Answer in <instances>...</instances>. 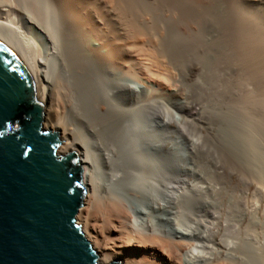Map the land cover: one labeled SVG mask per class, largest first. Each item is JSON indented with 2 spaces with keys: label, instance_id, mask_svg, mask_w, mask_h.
<instances>
[{
  "label": "bare ground",
  "instance_id": "bare-ground-1",
  "mask_svg": "<svg viewBox=\"0 0 264 264\" xmlns=\"http://www.w3.org/2000/svg\"><path fill=\"white\" fill-rule=\"evenodd\" d=\"M231 1L0 0V36L32 65L43 127L61 133L58 153L81 157L89 193L77 221L100 263L264 264V101L227 64L222 32L226 14L261 20L264 0ZM219 119L226 137L211 126ZM176 134L196 164L212 159L220 187L182 178L167 143Z\"/></svg>",
  "mask_w": 264,
  "mask_h": 264
},
{
  "label": "water",
  "instance_id": "water-1",
  "mask_svg": "<svg viewBox=\"0 0 264 264\" xmlns=\"http://www.w3.org/2000/svg\"><path fill=\"white\" fill-rule=\"evenodd\" d=\"M43 117L29 59L0 36V264H115L99 262L77 221L80 169Z\"/></svg>",
  "mask_w": 264,
  "mask_h": 264
},
{
  "label": "rangeland",
  "instance_id": "rangeland-1",
  "mask_svg": "<svg viewBox=\"0 0 264 264\" xmlns=\"http://www.w3.org/2000/svg\"><path fill=\"white\" fill-rule=\"evenodd\" d=\"M219 2H221V4H226L230 7H234L236 4L234 1H231V0H223V1L219 0ZM263 4H264V1H263ZM240 17L237 15H233V14H226L224 18V22L222 24L224 44L227 45V50L230 54L227 60V64L237 66L239 68V76L242 78V82L244 84V86L242 87H245V89L250 88L256 93L255 94L256 96L258 95L257 96L258 98H260L261 100L263 99L264 101V29L261 30L258 28V26H260L261 23H264V16L263 18H260L261 20H257V22L255 23L246 22L243 18H240ZM256 23H257V26H256ZM262 26L264 27V25ZM215 61H216V57L213 60L214 69H216L217 67L215 65ZM249 100H250V96L246 94V97L244 100L245 110L241 112L242 118L247 121H248L247 119L248 115L244 113L245 112L248 113L249 111L253 110L251 109L252 106L251 104H249ZM220 101H222V103L219 106H223L224 110L219 109L218 107H215L220 112L218 113L216 112V109L211 108V105H212L211 104L209 106V111H211L215 115H218L221 113L225 115L227 112L226 110L227 102L229 101L224 96ZM165 106H166V109L171 111L175 116L177 117L181 116V114L174 107H172V105H170L169 103H166ZM43 126H44V123H43ZM211 126L213 127L214 130H216V132L220 131V132H217L219 136L220 134H222L223 137H226V135L227 136L229 135V130L226 129L225 121H222L221 119L214 120ZM247 127L250 128L249 125H247ZM250 129L245 127V130H247L246 133L248 134V132H250V134L248 135L244 132V135H245L244 138L246 137V139H244L243 142L245 146H249V139L247 138V136L248 137L249 135L251 136ZM48 130H51V129H48ZM53 132H58L61 137V133L59 131H53ZM188 134L190 138H193L195 140L199 139L202 142V144L204 143L203 145L206 144L207 148L208 147L210 148L213 146L211 145L212 144L211 141L206 136L204 138V134L202 132L200 133V132L189 131ZM60 141L62 142L61 138H60ZM261 141L264 142V137H263V140ZM185 142H186L185 138H182L178 134L174 136L173 140H167V143L169 144L168 148L170 149V151H172V153H180L179 160L183 164V167L185 168V170L181 171L182 178L190 184L199 185L201 187H208L209 189L211 187L212 188L220 187V185H217L218 182L211 177L212 172L214 171L213 170L214 168L211 165L212 159L204 158L202 163L196 164L194 162V159H192L190 154H188L185 148L186 146ZM262 144L264 145V143ZM62 146H63V142L58 147V152H60ZM263 149H264V146H263ZM214 150H216V146L214 147ZM246 151L247 152L249 151L248 148ZM75 157L78 163V168L80 169V180L83 184L82 175L84 172L83 171L84 168L83 166H81V162H80L81 157L78 154ZM244 157H247V155H244ZM168 159H176V158L171 157ZM226 177H229V178H226L222 182L224 183L222 184L223 186L233 191H241V189L243 188L242 187L243 185H241L235 178H231V176H226ZM84 191H85V197H84V201H83V204L80 210L86 207V201H87V197L89 193L85 185H84ZM255 200H259V198L256 197ZM167 217L165 215V218L167 220H170L169 217H171V215H169L168 218ZM112 238H113V235H110V239ZM135 252H137L138 254H142V255L148 254L144 250H136ZM147 256L149 257L150 255H147ZM113 263L123 264L122 262H113Z\"/></svg>",
  "mask_w": 264,
  "mask_h": 264
},
{
  "label": "trees",
  "instance_id": "trees-1",
  "mask_svg": "<svg viewBox=\"0 0 264 264\" xmlns=\"http://www.w3.org/2000/svg\"><path fill=\"white\" fill-rule=\"evenodd\" d=\"M25 120H26V117L24 115H22L21 119L18 122L22 123V121H25ZM75 167L78 168L76 162H75Z\"/></svg>",
  "mask_w": 264,
  "mask_h": 264
}]
</instances>
